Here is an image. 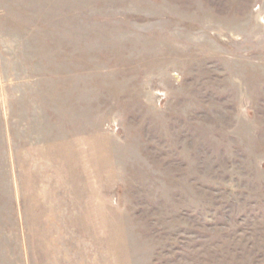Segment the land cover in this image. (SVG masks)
I'll return each instance as SVG.
<instances>
[{
    "label": "rangeland",
    "instance_id": "obj_1",
    "mask_svg": "<svg viewBox=\"0 0 264 264\" xmlns=\"http://www.w3.org/2000/svg\"><path fill=\"white\" fill-rule=\"evenodd\" d=\"M0 264H264V0H0Z\"/></svg>",
    "mask_w": 264,
    "mask_h": 264
}]
</instances>
